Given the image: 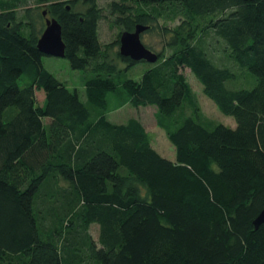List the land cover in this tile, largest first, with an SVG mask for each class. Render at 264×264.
<instances>
[{"label":"trees","instance_id":"1","mask_svg":"<svg viewBox=\"0 0 264 264\" xmlns=\"http://www.w3.org/2000/svg\"><path fill=\"white\" fill-rule=\"evenodd\" d=\"M88 1L0 0V264H264V0H112L108 14ZM44 13L85 102L43 65ZM106 19L119 49L139 25L156 32L159 63L117 50L119 68ZM184 68L235 128L203 116ZM125 106L156 108L175 161L137 119L109 120Z\"/></svg>","mask_w":264,"mask_h":264},{"label":"rangeland","instance_id":"2","mask_svg":"<svg viewBox=\"0 0 264 264\" xmlns=\"http://www.w3.org/2000/svg\"><path fill=\"white\" fill-rule=\"evenodd\" d=\"M65 3L70 4V1H76L79 3L76 5V12L88 9L90 6L88 0H62ZM98 5L101 8L105 9L106 14L108 4L112 2V0H97ZM28 8H39L41 11L48 10L50 13L49 3L37 4L36 0H29ZM49 19H56V17L52 15H47ZM111 18V17H110ZM176 24H170V27L173 28ZM120 30L114 27L113 21L111 19L102 20L100 23V40L101 43L109 48V56L110 59L113 60L117 64L119 68H125L124 64L118 60L117 50H120L115 44L118 34ZM121 39V37H120ZM162 37H160L156 32L153 33H145L142 35V42L150 47L151 51L158 55L159 52L162 51ZM111 45V46H109ZM113 45V46H112ZM147 48V47H146ZM149 49V48H147ZM169 57V56H167ZM159 60V58H158ZM156 61L154 64L159 63ZM43 65L47 71L53 74L60 82H62L66 87L70 90L78 91L81 100L85 102L87 100L86 97V88L84 82V73L81 71L73 70L66 59H57L53 57L45 56L43 58ZM153 65V64H152ZM147 67L145 64L142 66H138L136 69H133L129 76L134 79H140L141 76L145 73ZM186 77L188 83L192 87L193 92L196 94L198 102L201 106V110L203 116L214 124H223L227 127L235 128L236 122L234 118L225 116L220 112L218 107L207 97L204 93V88L199 83V81L195 78L190 69L184 68L181 71ZM37 100L39 106H43L45 95L43 92L37 93ZM156 108L148 107L142 109H133L131 106H125L122 109H119L115 112H112L108 115L110 121L115 124H125L131 119H137L144 127L147 132L150 142L152 143L153 148L160 153L164 158L169 159L171 161H175L176 152L175 148L172 146L170 141L168 140L165 132L160 129L157 125L155 119ZM92 237L97 241L99 237L98 227L94 226L91 230Z\"/></svg>","mask_w":264,"mask_h":264},{"label":"water","instance_id":"3","mask_svg":"<svg viewBox=\"0 0 264 264\" xmlns=\"http://www.w3.org/2000/svg\"><path fill=\"white\" fill-rule=\"evenodd\" d=\"M169 1V0H162ZM177 2H184L190 0H175ZM244 2H253L255 0H242ZM70 9V7H69ZM47 14L44 13V16ZM146 26L139 25L135 32H124L120 39V54L125 58H130L135 62H146L154 64L158 60V55L147 49L142 42V35L148 31ZM39 51L47 57L57 59H65L66 45L62 38V27L55 19L46 20V29L38 42ZM255 226L259 228L264 224V210L254 222Z\"/></svg>","mask_w":264,"mask_h":264},{"label":"flooded vegetation","instance_id":"4","mask_svg":"<svg viewBox=\"0 0 264 264\" xmlns=\"http://www.w3.org/2000/svg\"><path fill=\"white\" fill-rule=\"evenodd\" d=\"M47 16V15H46ZM47 19H49V18H47Z\"/></svg>","mask_w":264,"mask_h":264}]
</instances>
